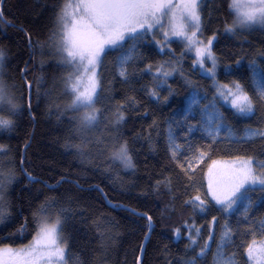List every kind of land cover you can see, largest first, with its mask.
<instances>
[{
  "label": "trees",
  "instance_id": "trees-1",
  "mask_svg": "<svg viewBox=\"0 0 264 264\" xmlns=\"http://www.w3.org/2000/svg\"><path fill=\"white\" fill-rule=\"evenodd\" d=\"M65 1L0 0L2 78L17 98L16 111L8 115L11 128L0 133V183L5 187L0 248L26 244L35 233L38 212L49 206L61 220L66 264H137L148 217L152 230L140 264H185L193 257L196 264H214L225 224L232 238L223 252L234 255L236 264H249V246L264 239V192L252 193L255 200L247 212L239 205L225 211L210 196L206 176L216 162H264V136L245 137L264 131V100L248 68L255 63L264 78V27H236L230 33L226 27L235 19L231 0H204L200 34L215 37L213 80L181 56L179 43H172L167 54L148 39L138 40L125 65L127 79L117 71L119 50H108L98 65V120L82 129L65 110L61 81L68 68L58 63L55 52L56 24ZM162 65L172 72L166 83L157 73ZM26 83L31 86L32 117ZM237 83L252 98L254 113L241 115L222 106L223 130L216 139L195 118L184 116L191 93H212L217 84ZM153 90L157 97L150 95ZM121 113L124 118L117 123ZM172 142L180 145L175 157ZM122 144L128 147L131 167L115 157ZM22 153L24 173L35 182L21 172ZM102 194L120 209L109 208ZM197 196L205 202L203 212L195 206L199 200L191 202ZM189 236L197 241L191 247ZM206 241L209 249L199 257Z\"/></svg>",
  "mask_w": 264,
  "mask_h": 264
},
{
  "label": "snow or ice",
  "instance_id": "snow-or-ice-1",
  "mask_svg": "<svg viewBox=\"0 0 264 264\" xmlns=\"http://www.w3.org/2000/svg\"><path fill=\"white\" fill-rule=\"evenodd\" d=\"M203 2L204 0H183L181 5H174L172 0H91L90 3L84 5L85 9L89 11V14L94 21L95 31L92 33L93 39L91 46H82L76 39H74L72 32H66L62 43V48L67 52V59H65L63 62L68 64L70 67L75 68L76 71H78L82 66V62L84 60H87V64L92 66V76L89 80V85L84 91L80 90L79 78L76 82H73L72 74H70L67 78L68 90L73 94L74 97L69 107L73 109H78L80 107L91 109V111L86 112L82 118L85 126L92 125L98 120L99 110L96 109L94 105L99 95V74L95 71V68L97 65L102 64V54H106L109 49L121 48V42H127L129 39H143V37L146 36L150 31H153L156 25L160 24V19L157 17V12H159L161 16H164L167 15L166 10H170L173 7L181 8L182 14L185 15L189 21L188 27L194 28L195 31H193L190 36L186 35L185 31L183 30L174 31V34L177 36H183L184 39L187 40L188 43L185 53L190 52L197 44L201 45L200 47L196 48L197 59L194 61V64L198 63L200 67L203 68L206 60H212V69L209 70V72L210 74L214 75L216 60L212 54L211 45L215 37L209 38L206 45L203 41L196 39L197 35L201 33L202 28L200 9ZM229 8L235 14V19L232 25L226 27V31L231 33L235 31L236 27L246 28L255 24L264 26V0H231ZM61 21L64 22L66 28V12L61 16ZM164 35L166 39L162 42L158 41V43H168V33L165 32ZM161 51H163V49H161ZM185 53H181V56H184ZM77 57H79L81 61L80 65L76 64L75 62ZM132 59L133 57L127 53L121 57H118V64L120 67L119 75L125 79H127L125 65L128 64ZM3 60L4 53L2 50H0V71H2ZM149 70H151V66H149ZM252 70L254 76H256L258 73L255 63L253 64ZM173 71H176V69L173 68ZM157 73L165 78L164 80L160 81L161 83H166V78L172 75V72L163 70V65L157 68ZM157 78L158 77H154V79ZM235 88L239 95H236V98L232 100L231 106L236 109L238 114H253L254 104L252 98L243 91L240 84L237 83ZM257 92L259 98L264 100V81H262L261 85L257 88ZM229 94H231V90H229ZM150 95L157 97L158 93L153 90L150 92ZM219 95L224 96L225 93L220 92ZM5 100L11 104V99L7 96L3 81L0 80V104H2ZM11 106L12 109L16 108L15 104H12ZM123 118V114L121 113L117 123L122 121ZM11 125L12 121L0 119V129H10ZM216 131L218 133L219 125H217ZM209 135H212L211 131H209ZM255 135L264 136V131L253 132L250 134L249 138ZM213 138L215 139V137ZM179 147L180 145L174 144V142H172L173 157L176 156V150L179 149ZM0 151H2V146H0ZM202 155L203 153H201V156ZM115 157L120 159L126 167L132 166L131 157L128 155V147L126 144H122L120 146L118 152L115 153ZM189 166H191V162H189ZM254 166L264 168V162H256L254 158H248L244 164V167L240 171L242 182L237 186L236 191H239L240 188L244 187V184H250L252 186L259 185L260 190L264 192V173H261L259 176L254 174ZM29 179H31V177H29ZM2 186L3 185L0 184V188H2ZM245 191H247V189H245ZM233 197L234 198L227 199L226 202L217 199L215 196L214 199H216L217 204L224 205L226 203L224 210L228 211L237 202L238 198H235V192L233 193ZM0 200H2V197H0ZM196 200H199L200 202L195 206L200 208V211H205V202L200 200L198 196L194 197L193 201L191 202L194 203ZM245 212H247V209H245ZM151 219V217H148L149 227H151ZM212 219L213 223H215L216 217H213ZM4 224L5 218L2 207H0V226H4ZM60 226L61 221L59 220H57L56 225L52 228H48L46 225H41L40 233L37 234L34 244L30 246L31 253H36L38 251V247L42 243L56 245ZM24 227V225L21 226V231H23ZM176 234L179 236V230H176ZM199 234L200 229H196V235L199 236ZM231 238L230 226L225 224L224 231L220 238V243L217 246V254L214 264H236L234 255L228 256L223 252V249L230 243ZM209 239H214V233L211 230L209 232ZM189 240L191 241L189 247H191L192 244L197 243V241L192 236H189ZM208 249L209 244L206 241L204 247L201 249L200 253H198V256L204 257ZM253 251L254 249L250 245L248 249L249 260L253 259ZM261 251L264 253V249ZM49 255L56 256V264H65L67 253L64 249L57 247L56 252L49 253ZM36 259H39V257L37 256ZM137 264H140L139 257L137 258ZM185 264H196V257H193L191 261L185 262Z\"/></svg>",
  "mask_w": 264,
  "mask_h": 264
},
{
  "label": "rangeland",
  "instance_id": "rangeland-1",
  "mask_svg": "<svg viewBox=\"0 0 264 264\" xmlns=\"http://www.w3.org/2000/svg\"><path fill=\"white\" fill-rule=\"evenodd\" d=\"M91 0H66L63 8L59 14L58 22L56 24V33H55V42H56V56L58 58V63L64 65L68 68V72L64 77L63 83L61 81V92L65 93V97L67 99V106L65 110L71 115L75 123L78 127L82 129H88L92 125L85 126L83 122V116L86 112H90L91 109L80 107L78 109H73L69 107L71 105L73 94L68 90L67 86V78L70 74H72L73 82H76L79 78L80 80V90L84 91L85 88L89 85V80L92 76V66L87 64V60L82 62V66L76 71L75 68L70 67L68 64L63 61L67 59V52L63 50L62 43L66 32H72L74 39H76L82 46L88 47L92 44V33L95 31L94 21L89 14V11L85 9L84 5L90 3ZM174 5H181L183 0H172ZM70 5V6H69ZM167 15L161 16L159 12H157V17L160 19V24L156 25L153 31H150L143 39H148L155 49L161 53H171V44L179 43L181 46L182 53H185V49L187 47V40L184 39L183 36H177L174 34V31H185L186 35H191L194 28L188 27V19L185 15L182 14V10L179 7H173L170 10H166ZM67 13V27L65 28L64 22L61 21V16L64 13ZM234 18L235 14L233 13ZM253 27H264L260 24H255L251 27H246L245 29L253 28ZM167 32V44L158 43V41H164L165 35ZM154 33V34H153ZM197 40L203 41L204 44H207L208 39H204L201 37V34H198L196 37ZM138 40L129 39L127 42H121L122 47L117 48L119 50L118 57L123 56L124 54H129L134 57V47L135 43ZM213 45V43H212ZM211 45V51H212ZM201 45L197 44L192 48L190 52H186L184 55L190 58L193 68L197 69L198 72L206 77H209L213 80L215 76V72L217 69V63L214 69V75L210 74L209 70L212 69V60H206L204 67L201 68L200 65L194 64V61L197 59L196 57V48ZM107 47V46H106ZM163 49V51H161ZM114 50V49H109ZM213 54V52H212ZM103 55V54H102ZM214 56V54H213ZM76 64L80 65L81 61L79 57L76 58ZM249 71L251 73L253 86L257 91V88L261 85V82L264 81L260 71L257 69V75L253 74V65L248 66ZM95 71L98 73V65L95 68ZM117 71L120 73V67L117 59ZM160 79L163 76L158 75ZM0 80L3 81L2 71H0ZM3 84L6 88L7 96L11 99V104L5 100L2 104H0V119L8 120V115L13 114L17 109V98L14 92L9 89L4 81ZM229 90H231V94H229ZM220 92H224L225 95H219ZM236 95L239 93L236 92L235 85L231 86H220L217 84V87L214 88L212 93L201 92V93H191L186 101V108L184 111V116L187 118H195L200 125L203 127V130L207 136L215 139L219 137L221 131L223 130V123L221 121V107L226 106L234 109L231 104L232 100L236 98ZM12 104L16 105L15 109H12ZM95 106V105H94ZM59 110V109H58ZM236 111V109H234ZM237 113V111H236ZM62 114V110L60 111ZM217 125H219V131L217 133ZM9 129H0V133L6 132ZM209 131L212 132V135H209ZM253 133V132H252ZM251 133H247L245 137H250ZM251 136V138L256 137ZM170 147L172 149V144ZM201 159L197 161L199 163ZM247 160H238L233 162H216L213 163L208 169L206 182L210 196L213 201L216 203V199H220L222 201H227V199L234 198L233 193L235 192V198L237 202L233 205H239L242 207V211L245 212V209L249 207L251 202L255 200L252 196V193L256 190L260 189L259 185L252 186L250 184H244V187L240 188L239 191H236L237 186L242 182V177L240 175L241 169L244 167V164ZM257 162V161H256ZM264 171V168H259L254 166V174L257 176L261 175ZM1 182V177H0ZM1 184V183H0ZM247 189V191H245ZM5 187L3 189L0 188V197H2ZM3 200V199H2ZM0 200V207H2L3 214L5 213L4 205ZM217 204V203H216ZM221 205V204H218ZM221 206H226V203ZM232 207V208H233ZM36 230L33 237L26 243L17 248L3 247L0 248V264H56V256H50L49 253H55L57 247L60 249H65V245L62 242L60 237V231L58 233L57 244L50 245L47 243H42L38 247V251L36 253H31V247L34 244V240L37 238V234L40 233L41 225H46L48 228H52L56 225L57 220H60L58 214L52 209V207L44 206L40 209L36 216ZM264 223V220H263ZM254 249L253 251V259L249 260V264H264V253H262V249H264V239L260 242L253 243L251 245ZM31 253V254H30ZM39 259H36V257ZM66 264V262H65Z\"/></svg>",
  "mask_w": 264,
  "mask_h": 264
},
{
  "label": "water",
  "instance_id": "water-1",
  "mask_svg": "<svg viewBox=\"0 0 264 264\" xmlns=\"http://www.w3.org/2000/svg\"><path fill=\"white\" fill-rule=\"evenodd\" d=\"M1 4H2V2H1ZM1 4H0V5H1ZM26 89H27V110H28V114H29V116L32 117V115H31V110H30L31 86L29 87V84H27V83H26ZM23 151H24V150H23ZM22 163H23V153H22V161H21V164H20L21 172H22V174H24V176L27 178V180H28L29 182H35L36 180H34V179H29V177L26 176V174L24 173V170H23V165H22ZM102 197H103V199H104V201H105V204H106L109 208H114L113 205L109 204V203L106 201V199H105V197H104L103 194H102ZM122 210L129 211V210H127V209H122ZM129 212L133 213L134 215H136V216H138V217H142V215L136 214V213H134V212H132V211H129ZM143 217H144V216H143ZM151 230H152V226L149 227L148 233H147V235H146V237H145V239H144V241H143V243H142L141 250H140V255H139L140 262H141V259H142V254H143V250H144L145 244H146V242L148 241L149 236H150V234H151Z\"/></svg>",
  "mask_w": 264,
  "mask_h": 264
},
{
  "label": "bare ground",
  "instance_id": "bare-ground-1",
  "mask_svg": "<svg viewBox=\"0 0 264 264\" xmlns=\"http://www.w3.org/2000/svg\"><path fill=\"white\" fill-rule=\"evenodd\" d=\"M2 1H3V0H2ZM1 7H2V4L0 5V9H1ZM24 81H25V79H24ZM112 209L118 210V209H120V208H112Z\"/></svg>",
  "mask_w": 264,
  "mask_h": 264
}]
</instances>
